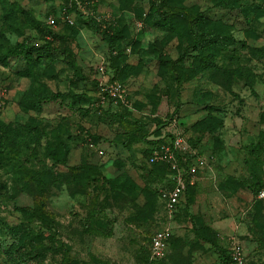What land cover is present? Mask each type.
<instances>
[{
	"label": "rangeland",
	"instance_id": "obj_1",
	"mask_svg": "<svg viewBox=\"0 0 264 264\" xmlns=\"http://www.w3.org/2000/svg\"><path fill=\"white\" fill-rule=\"evenodd\" d=\"M234 1L258 8L243 20L218 0H0V264H224L233 241L264 264V199L246 184L258 156L264 181V0ZM153 5L197 35L203 12L233 41L202 70L192 51L179 59L191 33L154 26ZM23 40L39 54L30 76L6 56ZM209 113L221 123L201 129ZM170 132L206 161L173 218L144 190L160 183L149 147Z\"/></svg>",
	"mask_w": 264,
	"mask_h": 264
},
{
	"label": "trees",
	"instance_id": "obj_2",
	"mask_svg": "<svg viewBox=\"0 0 264 264\" xmlns=\"http://www.w3.org/2000/svg\"><path fill=\"white\" fill-rule=\"evenodd\" d=\"M219 4H221L223 7L230 9L232 12H236V14H240L243 18V20H247L250 16V14L252 12L255 11V8L258 7H253L250 5H245V4H238L236 1L234 0H229L232 2H229L228 0H218ZM149 17L152 21V23L154 24V26L158 27V28H164V29H168L171 30L173 33L178 34L180 36H183L185 33H191L192 38L190 40V42L188 43V45L182 50L179 59H183L186 55H188V53H190L189 51L194 52L193 56L199 60V62H201V64H197L194 65L200 69H205V68H210L214 66V63L217 60V57L221 54L223 48L225 47V45L230 44L233 40L232 38L226 34V32H224L220 26H218L215 22H212V20L210 18H208L206 15H204V13L199 12L196 14L194 21L198 26L204 27L205 32L201 35H197L194 33V31L192 30L191 27L187 26L181 19L172 16V15H168L166 14L159 6L153 5L150 8L149 11ZM219 29V30H215V29ZM44 49H47L48 51H51V49H53L51 47L50 43H46V45H44ZM6 56L8 58H12V59H23L24 61H26L27 63V67L26 69L22 72L23 75H27L30 76L33 72V69L36 66V63L38 61V57L39 54L38 52L35 51V47L34 45L28 43V41L23 40L21 42H17L15 45L11 46L7 52H6ZM61 96H65L62 95L60 93H55V94H49V93H44V94H37L35 96V101H40V100H45V101H49V100H55ZM220 119L218 117H215L212 114H208V116L204 119H201L197 125L201 128V129H214L217 127V125H219ZM177 135L175 133H169V140H173L175 139ZM94 138V139H93ZM93 141L94 143H97V139L95 137H93ZM158 141H154L151 143V146L149 147V154H148V158L150 159L151 154L153 152V149L155 146L167 142H158ZM98 144V143H97ZM260 149H264V141L260 140L255 146H254V150L252 151L253 153H258V151ZM95 150V149H94ZM47 151L48 154L57 162H62V158H61V154L62 151H57L55 149H53L50 145L47 146ZM96 153H98V151L95 150ZM99 154V153H98ZM102 156V155H100ZM5 156L3 154V150L0 149V169L2 167V163L4 160ZM184 158H188L187 161L184 160ZM177 159L178 162L180 164L181 168H187L190 164H192V160L190 159V157H184L180 155V150L179 152H177ZM248 169L250 172V176L248 179V183L247 186H249L252 190V193L255 197V199L257 201L259 200H263V199H258L257 195L259 193V191L264 188V181L262 180L260 173L259 172L261 169V164H262V160L260 158V156H258L254 162L248 161ZM152 165H155L157 167V169L160 171V183H158L159 185H157L156 188H152V187H148L146 186L144 188V190L146 192H148L149 194L153 195V194H157L160 196V191H159V187L164 185L168 179L170 178V175L172 174V172H174L173 170H171V167L168 163L165 162H155L152 163ZM95 171L98 172V169L95 168ZM40 181H42L40 178L38 179V182L40 183ZM168 185V184H167ZM190 185L187 188L186 191V198H185V202H183V204L179 207V210L176 213V216L179 215L185 208H186V204L188 201V197H189V193H190V189L192 188ZM137 190H143V188L141 187V185H139V183H136L134 181V183L132 184V188H131V192L135 193L137 192ZM163 203V202H162ZM151 244V242H150ZM149 255H150V245H149ZM167 256L164 258L166 259ZM164 259L161 260H154L155 262H160L163 261ZM230 255H229V249H227L225 255H224V264H230Z\"/></svg>",
	"mask_w": 264,
	"mask_h": 264
},
{
	"label": "built area",
	"instance_id": "obj_3",
	"mask_svg": "<svg viewBox=\"0 0 264 264\" xmlns=\"http://www.w3.org/2000/svg\"><path fill=\"white\" fill-rule=\"evenodd\" d=\"M66 19L71 21L69 15H66ZM183 144V139L177 134L175 139L155 146L150 157L151 163H168L171 170L174 171L168 181L159 187L164 209L171 218L176 215L179 207L185 202L187 188L195 184L198 172L206 166L203 157L193 155L190 157L192 164L187 168H181L177 159V152L183 148ZM89 145L97 150L100 155L104 154V150L98 147L92 139L89 140ZM184 160L187 161L188 158H184ZM257 198L264 199V188L259 191ZM169 237V228L165 227L156 231L150 244V257L152 260H161L168 255ZM229 255L230 264H247L246 250L240 241L232 242Z\"/></svg>",
	"mask_w": 264,
	"mask_h": 264
}]
</instances>
